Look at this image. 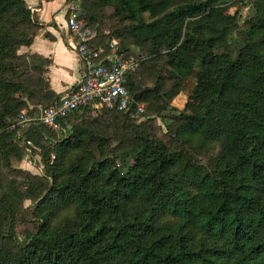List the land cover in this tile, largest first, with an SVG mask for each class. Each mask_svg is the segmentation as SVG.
Instances as JSON below:
<instances>
[{
    "label": "trees",
    "instance_id": "1",
    "mask_svg": "<svg viewBox=\"0 0 264 264\" xmlns=\"http://www.w3.org/2000/svg\"><path fill=\"white\" fill-rule=\"evenodd\" d=\"M75 1L99 45L109 19L126 58L146 50L127 87L147 91L128 113L76 110L63 139L30 125L26 137L46 145L43 175L9 180L23 159L9 128L59 100L47 60L20 53L39 18L0 0V264H264V0H251L244 29L236 0ZM137 104L152 116L133 120ZM159 119L182 153L156 133Z\"/></svg>",
    "mask_w": 264,
    "mask_h": 264
},
{
    "label": "built area",
    "instance_id": "2",
    "mask_svg": "<svg viewBox=\"0 0 264 264\" xmlns=\"http://www.w3.org/2000/svg\"><path fill=\"white\" fill-rule=\"evenodd\" d=\"M67 27L74 40L73 50L81 59L84 70L80 81L55 105L38 112L23 111L10 130L21 132L32 124H41L54 132L62 130L61 121L81 108L93 110L118 108L125 113L136 103L130 94L128 78L135 74L138 63L124 57L120 50L112 44V52L95 50L91 42L93 30L81 18L79 2L71 0L67 7ZM144 113V106L137 104V109L130 113L133 120L139 121ZM31 144V142H28Z\"/></svg>",
    "mask_w": 264,
    "mask_h": 264
},
{
    "label": "crops",
    "instance_id": "3",
    "mask_svg": "<svg viewBox=\"0 0 264 264\" xmlns=\"http://www.w3.org/2000/svg\"><path fill=\"white\" fill-rule=\"evenodd\" d=\"M24 1L37 15L42 27L34 43L30 47H22L20 53L38 55L47 60L43 67L44 77L55 94L56 101L60 100L76 86L84 70L81 59L73 50L74 40L67 27V7L71 0ZM91 45L94 49L100 47L97 37ZM181 96L182 94L176 98ZM38 109L40 111L41 106Z\"/></svg>",
    "mask_w": 264,
    "mask_h": 264
},
{
    "label": "rangeland",
    "instance_id": "4",
    "mask_svg": "<svg viewBox=\"0 0 264 264\" xmlns=\"http://www.w3.org/2000/svg\"><path fill=\"white\" fill-rule=\"evenodd\" d=\"M229 1H231V0H229ZM250 2H251V0H236V1H234L233 8H231V10H230L231 14L237 13V15H238L237 20H238L241 28H243V29H244V25H245V24H243V22L246 20V18L251 13V3ZM109 12H110V10H109ZM105 24H106V26H102L101 27V31L99 33L100 38H102V40L100 41V45H103V47L106 49V52L109 54L113 50V48L111 46H112L114 41L117 42V45L115 46L117 48V50L121 49V45H120L119 41L115 37H112L113 33H111L112 30L110 29L112 27H116L117 26V21L116 20L106 19ZM241 36L242 35H241V33L239 31L234 32V37L235 38H241ZM130 42H132V40H129V39L126 38L125 44H130ZM127 54L134 56V57L128 58V59L135 60L138 63V65H139L138 69L135 71V74L138 75V76L144 75V73H145L144 65L142 64V61H138L136 59V57H140L142 59L145 58L146 57V50H144V49H135L134 48L133 52H130V53H127ZM136 54H137V56H136ZM124 57H125V54H124ZM150 81L153 84L154 78H153V80L150 79ZM168 83L166 85L167 89L169 87ZM187 101H188L187 97L184 94H182V96L180 98H175L172 101V105L174 107L178 108V110L184 111L186 109ZM35 112L39 113V110L37 109V111H35ZM99 114L100 115L102 114L101 116H103V115L106 116L107 115L106 113H103V112H100ZM143 115L145 117H146V115H151L152 116V113H150L147 110L146 113L145 112L143 113ZM144 116H142L140 121H142L143 118H145ZM72 121L73 120L68 119L66 121V123L63 125V129L61 131L53 132L58 139H63V138H65L68 135V132H69V130L71 128L70 125L72 124ZM155 123L157 125L156 133L159 135V137L161 139L165 140L169 145H171L172 148L177 151V153H182V151H181L182 150L181 143L178 142V141H175V140L171 141L170 132H168V129L166 128V126L163 123V121L159 119V120H156ZM10 128H9V130H10ZM27 130L28 129H24L23 132L21 131V132H19V134L16 133L17 134L16 136L19 137V138H16L15 141L19 145V147L21 149H23V152H22L23 159H22L21 162L16 164L17 168H19L18 170L21 173L17 172L16 174H11V173H9L7 171V173H8L7 178L9 180H16L17 182H19V181L23 182L24 176L26 175V174H23V173H27V174L29 173V174H31L33 176H35V175L36 176L43 175L42 171H43V155H44L43 152H44V150H43L42 146L46 147V145L44 144V142L38 143V142H35V140L27 138L26 135H25ZM29 141L31 142V144L28 143ZM182 147H183V144H182ZM208 152H209V147L200 145V148L196 150V153H197L196 155L198 157H200L201 159H203V160H207V158L209 157L208 156ZM209 155H211V154H209ZM13 162H14V165H15L16 161H13ZM30 205H31V201L30 200H26L24 202V207H28ZM20 228L22 230V228H24V226L21 225Z\"/></svg>",
    "mask_w": 264,
    "mask_h": 264
},
{
    "label": "water",
    "instance_id": "5",
    "mask_svg": "<svg viewBox=\"0 0 264 264\" xmlns=\"http://www.w3.org/2000/svg\"><path fill=\"white\" fill-rule=\"evenodd\" d=\"M146 91H147V90H144V91H142V92H139L138 94H135V96H134V101H135V102H139L140 99H141V97L144 95V93H145Z\"/></svg>",
    "mask_w": 264,
    "mask_h": 264
}]
</instances>
